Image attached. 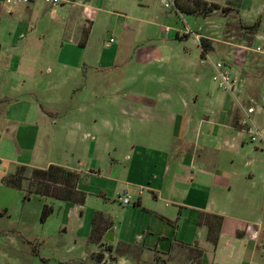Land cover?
<instances>
[{"label": "crops", "instance_id": "0c3cea01", "mask_svg": "<svg viewBox=\"0 0 264 264\" xmlns=\"http://www.w3.org/2000/svg\"><path fill=\"white\" fill-rule=\"evenodd\" d=\"M149 1L0 0V181L53 165L78 173L83 194L81 204L23 198L24 182L0 184L15 212L0 204L13 224L0 229V264H264V149L239 129L206 61L230 65L238 42L196 15L228 2L170 0L179 12L156 23ZM99 34L109 37L93 47ZM251 59L254 79L247 64L230 66L245 101L264 92V57ZM116 78L129 88L117 98ZM256 119L264 128V110ZM122 191L128 205L115 200ZM54 233L68 237L54 244Z\"/></svg>", "mask_w": 264, "mask_h": 264}, {"label": "rangeland", "instance_id": "374dc122", "mask_svg": "<svg viewBox=\"0 0 264 264\" xmlns=\"http://www.w3.org/2000/svg\"><path fill=\"white\" fill-rule=\"evenodd\" d=\"M163 2L165 3V0ZM225 2H228V4L218 5V4L211 3L210 6H205L206 11H204V9H202V7L199 6L197 7L196 15L200 19L203 17H209L210 20L215 21L214 24H216V22L220 24L219 28L221 31L218 35L216 34L214 36L220 37L221 39H224L227 41L238 42L237 43L238 47L236 46L232 50L233 51L232 58L234 59V61L233 63L230 62V65H229L233 67L235 70H237V69H241L239 67H241L242 65L247 64V61H246L247 58L250 57V60H252L251 58L253 57L254 54H252L250 49L263 44L264 28L258 29L257 35H259L260 38L255 39L253 41V35L255 34L249 33L248 31L244 30V27L247 25L253 24L256 20H260L261 22L262 18L264 17V0H250V1H247V3L245 2L246 5L244 3V0H226ZM164 3H159L157 0H150L147 6H148V9L150 10L151 17L147 18L146 20L150 22L159 23L165 17L166 15L165 12L170 11L171 13H174L175 8L171 7L170 9H165ZM214 5L215 6L217 5L218 7L217 10H214V8H212V7H215ZM259 6L261 10L257 12L256 8ZM262 25L264 26V19H263ZM106 36L107 34H105V36L103 37L100 36L99 34V37H97V39L93 42V47L95 45L97 47H99L100 45L103 46V44L107 41L109 35L107 37ZM100 38H103V41ZM240 49L244 51L243 55L244 57H246L245 60H244V57H242L241 55L236 56L237 51ZM236 57L238 59H235ZM225 61H229V60H225ZM250 63H252V61H249L246 67H247L248 72L251 73L250 77L252 76V79H254L255 78L254 70H256V67L254 65V62L252 64ZM116 80L117 82L120 83L119 87L116 86L117 87L116 92L114 93V91H111L109 89L107 93L108 95H112V94L115 95V98H117L119 95H122L123 93L124 94L127 93L126 90L129 89L128 87L124 85L125 81L123 82V84H121L122 82H120L121 80L120 78L119 79L116 78ZM126 82L129 85H132L134 83V81H131L130 79H128ZM104 91H105L104 89L100 90L101 101L105 100L103 99V97L106 96V95H103ZM22 174L24 178L27 180V181L26 180L24 181L25 183L24 185L26 187L25 192L33 191L35 188L38 187V184L41 183L40 179L31 177L30 171L28 170H25ZM49 184L48 186L54 191H56L57 189H60L59 188L60 186H58V184H51V183ZM29 185L30 187H28ZM0 204H6V207H7L6 215L7 214L15 215V212L13 211L11 207L10 199L5 202H0ZM9 226H13L12 222H10L8 218H5V217L3 218L0 216V229H3V228L7 229ZM6 236L12 237L13 239H18V237L16 236L14 237L12 233H8ZM67 237H64L63 235H57L56 233H54L53 243L59 244L62 240H65Z\"/></svg>", "mask_w": 264, "mask_h": 264}, {"label": "built area", "instance_id": "2783aa9c", "mask_svg": "<svg viewBox=\"0 0 264 264\" xmlns=\"http://www.w3.org/2000/svg\"><path fill=\"white\" fill-rule=\"evenodd\" d=\"M7 6L26 5L32 0H2ZM45 4L55 6L58 0H42ZM174 7V4L170 0H165L164 7ZM175 8V7H174ZM178 13V10L175 8ZM168 32V28L165 29ZM187 33L194 35V32L188 30ZM112 40H109L111 42ZM250 51L258 56L264 57V43L256 46ZM244 51L242 49L237 51L236 56L241 55L243 57ZM212 68L211 80L220 91L230 94L235 102L238 112L237 124L239 129L244 132L249 143L256 145L264 149V128L257 122L256 116L264 110V92L261 99H250L245 101L242 97V88L244 80L233 68L221 61H212L209 57L206 58ZM141 189H138L140 193ZM115 200L121 205H128L131 202V193L128 191H122L115 194Z\"/></svg>", "mask_w": 264, "mask_h": 264}, {"label": "trees", "instance_id": "16d2710c", "mask_svg": "<svg viewBox=\"0 0 264 264\" xmlns=\"http://www.w3.org/2000/svg\"><path fill=\"white\" fill-rule=\"evenodd\" d=\"M197 6L199 7V5ZM203 7L202 9L206 11V8ZM212 8H214V10L218 9L217 5ZM259 27H260V20H256L253 24L245 26L244 30L248 31L249 33L255 34L257 33ZM84 35L85 32L83 33V37H85ZM200 44L202 45L203 48L209 50L207 49V42L200 41ZM25 170H27L25 166H17L13 173L8 174L1 179L0 184L7 188L21 190L22 184L26 180L22 174ZM28 171H30L31 177L40 179L41 183L38 184V187L35 188L33 191L25 192L23 198H27L29 194H35L42 196H50L55 199L70 201L77 204L82 203L83 194L75 191V184L79 178V174L76 173L75 171L67 170L65 168L59 166H53V165H49L47 168L43 170L31 169ZM49 183L58 184V186H60L59 187L60 189L54 191L48 186ZM28 187H30V185ZM50 213H51V208L47 205H43L39 214V222L41 223L44 222V220L47 218V216ZM213 218L216 219L217 224L219 225L221 222V218L220 217H213ZM211 232H213V230L210 231V239L215 244L217 239V233L215 237V235L211 236Z\"/></svg>", "mask_w": 264, "mask_h": 264}]
</instances>
